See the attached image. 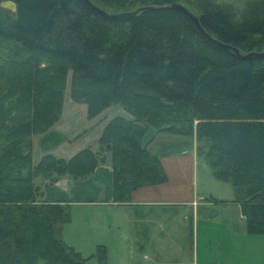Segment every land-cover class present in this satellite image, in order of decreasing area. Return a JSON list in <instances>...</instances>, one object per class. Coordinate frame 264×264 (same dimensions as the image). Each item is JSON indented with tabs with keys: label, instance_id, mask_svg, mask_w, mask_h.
Wrapping results in <instances>:
<instances>
[{
	"label": "trees",
	"instance_id": "1",
	"mask_svg": "<svg viewBox=\"0 0 264 264\" xmlns=\"http://www.w3.org/2000/svg\"><path fill=\"white\" fill-rule=\"evenodd\" d=\"M5 1L16 11L0 6V264H84L62 238L69 205L45 201L41 182L85 180L109 161L113 200L128 203L167 181L143 144L149 128L178 149L194 139L212 176L231 184L248 234L264 235V0H239V12L193 0L185 8L204 33L178 0H97L115 12L89 0L111 18L83 0ZM68 76L89 118L118 104L133 119H111L97 152L33 165L32 139L59 120Z\"/></svg>",
	"mask_w": 264,
	"mask_h": 264
},
{
	"label": "rangeland",
	"instance_id": "2",
	"mask_svg": "<svg viewBox=\"0 0 264 264\" xmlns=\"http://www.w3.org/2000/svg\"><path fill=\"white\" fill-rule=\"evenodd\" d=\"M92 1L98 3L97 0ZM178 1L181 6L194 10L193 0ZM216 2L223 4L225 7L231 9V11L239 12L243 8V3L239 0H216ZM98 4L106 11H122V8L120 6L117 7L115 4L107 5L101 4L100 2ZM130 4H126L129 5L127 8L136 7L135 5L131 6ZM70 81L71 78L68 76L63 93L62 114L64 116L62 118L61 114L59 118V120L61 118L62 120L58 129L60 132H65L72 140H74V136H76L75 134L78 132L81 133L84 129L88 132V136L75 142L73 141L70 146L67 142L62 143L59 141L56 136L57 134H53L43 146L42 142L44 141V137L50 133L49 131L52 130V127L59 121L58 120L42 135L33 137V165H36L39 162L41 156L45 152L68 159L83 148H89L91 150L95 149L97 145L95 131L99 127V121L107 119L108 121H106L108 123L111 119L118 116L131 120L133 119L132 116L118 104H112L104 110L105 112L103 111L98 116L89 118L86 104L77 102L71 97ZM78 129L79 131L76 133V130ZM150 138L158 141L154 142V147L152 145L154 151L161 153L178 149V146H176L179 145L176 143L177 138L170 136L165 132L149 128L143 138V142ZM61 140H63V138ZM190 146L194 148L196 147L194 139H191ZM107 163H109V161H107ZM191 179V183L193 185L195 184L194 187L197 191L204 193L203 198L209 199L210 192H215L219 196H222L223 199L234 198L231 184L215 179L202 157H198L196 159V164L192 165ZM48 184L51 183L49 181L41 182V187L42 185H45L46 187ZM192 184L190 185L191 187ZM43 188L44 187H42V190L44 191ZM86 209L72 207V211H70L71 221L63 227L62 231L64 242L66 244H74L75 250H80L78 252L84 260V264H151L140 257L134 258L132 261L126 259L123 253L124 246L117 229L107 228V219L93 213L92 210L87 211L88 209ZM171 211L172 212H169L167 218L171 217L169 218V222H171L176 215L172 226L179 232V236L181 235L177 241L178 243L175 244L176 247H171L170 242L166 243L165 241V243H160L161 241L163 242L161 239L164 235L163 228L161 230L160 227L154 225L153 228L151 226L150 229H147L142 225V227L137 229V231L141 232H145L146 230V233L150 231L149 235H151V231H154L152 235L158 239L156 244L152 243V245H150L152 251L155 247H164V249L167 248L169 251H173L174 255H170L169 259H160L163 260L165 264H264V235L248 234L246 220L243 216L241 207L236 209V217L230 219V226L227 225L225 220L227 215H223V213H221V215L217 217V220L212 223L200 222L197 225V236L192 220L186 219L183 224L178 223L181 221L180 216L183 213H189L190 209H186L185 211ZM202 211L203 210H200L199 213H202ZM167 213L160 211L157 214L162 217L163 214ZM227 213H229V211H227ZM232 214L233 215L229 216H234L233 212ZM223 216L226 217L223 218ZM229 228L232 233L229 231ZM131 231H134V228H132ZM182 236L184 238H182ZM230 238H232L231 242L228 241ZM39 264L42 263L40 262Z\"/></svg>",
	"mask_w": 264,
	"mask_h": 264
},
{
	"label": "crops",
	"instance_id": "3",
	"mask_svg": "<svg viewBox=\"0 0 264 264\" xmlns=\"http://www.w3.org/2000/svg\"><path fill=\"white\" fill-rule=\"evenodd\" d=\"M63 116L64 115L62 114V118ZM62 118L56 123L57 125L55 124L52 127V130L49 131L50 133L44 137V141L42 142L43 146L53 134H57L56 136L59 141L62 143L67 142L70 146L73 141L75 142L88 136L86 129L81 133L78 132L79 134L77 133L79 129L76 130L77 134H75L76 136H74V140L67 136L65 132H60L58 126ZM106 120L99 121V127L95 131L97 141L103 128L107 124L108 120ZM62 138L63 140H61ZM154 142L158 141L150 138L149 140L144 141L143 144L146 145V147L148 146L147 149L152 153L159 155L160 162L167 176L166 183L139 188L132 192L128 203L117 204L113 200L112 168L109 163H106L98 166L85 180L74 181L72 179L61 178L52 185L48 184L46 187L45 185H42V187H44V200L47 202L69 205L71 208L70 211H72V207L87 208V211L92 210L93 213L103 216L107 219V228L117 229L120 233L119 237L124 246L123 253L126 259L132 261L134 258L140 257L151 264H165V262L160 259H169L170 255H174L173 251H169L167 248L164 249V247H155L152 251L150 245H152V243L156 244L158 239L152 235L154 231H151V235H149L150 231L146 233V230L145 232H141L137 231V229L142 227V225L147 229H150L151 226L153 228L154 225L160 227L161 230L163 228L164 235L161 237L163 242L161 241L160 243H165L166 241V243L170 242L171 247H176L175 244L178 243L177 241L181 235L179 236V232L172 226L176 215L171 222H169V218L171 217L167 218L169 212H172L171 210L185 211L186 209H190L189 213H183L180 216L181 221L178 223L183 224L186 219L192 220L194 229H196V236L197 225L200 222L212 223L217 220V217H219L221 213L227 215V217L225 216V220L227 225L230 226V219L236 217V209L240 208L239 204L233 202L234 198L223 199L222 196H219L215 192L209 193V199L203 198L204 193L197 191L194 187L195 184L193 185L191 183L192 165L196 164V159L198 158L195 148L187 146L179 148L174 152L168 151L160 153L153 150L152 145L154 147ZM96 144V148L92 151H98V142H96ZM45 154H51L57 158L67 160L66 158L56 156L49 152H45L42 156ZM191 184L192 187L190 186ZM200 210H203L202 213H199ZM160 211L168 213L163 214L162 217H160L157 214ZM227 211H229V213H227ZM232 212L234 213V216H229L233 215ZM225 217L223 216V218ZM132 228H134V231H131ZM229 231H231L230 228ZM182 238L184 237L182 236ZM228 241L231 242L232 238ZM66 245L75 250L74 244ZM78 251L76 252L79 253Z\"/></svg>",
	"mask_w": 264,
	"mask_h": 264
},
{
	"label": "water",
	"instance_id": "4",
	"mask_svg": "<svg viewBox=\"0 0 264 264\" xmlns=\"http://www.w3.org/2000/svg\"><path fill=\"white\" fill-rule=\"evenodd\" d=\"M92 10L96 11L97 13L103 15L106 18H111L106 12L96 8L89 0H83ZM3 9H7L10 10L12 12L16 11V6L13 2L11 1H5L3 3H1L0 5ZM174 9L182 12L184 15H186L194 24L195 26L199 29V31L201 33H204L202 31V29L200 28L199 24H198V19L190 12L188 11L185 7L181 6V5H174L173 6ZM207 38L208 36L205 35ZM258 56H264V53L262 54H257Z\"/></svg>",
	"mask_w": 264,
	"mask_h": 264
}]
</instances>
